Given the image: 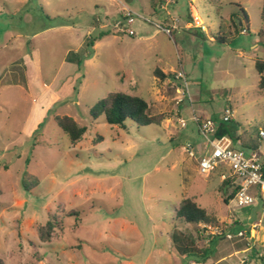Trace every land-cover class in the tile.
Masks as SVG:
<instances>
[{
  "label": "rangeland",
  "instance_id": "obj_1",
  "mask_svg": "<svg viewBox=\"0 0 264 264\" xmlns=\"http://www.w3.org/2000/svg\"><path fill=\"white\" fill-rule=\"evenodd\" d=\"M263 1L177 0L155 12L157 0H0L2 264H264V205L226 203L233 187L218 171L202 175L185 151L205 143L194 117L220 122L228 107L234 147L263 143ZM174 20L172 36L157 27ZM181 70L191 97L177 106ZM117 91L145 99L162 123L94 120L91 109ZM57 116L88 128L77 144ZM186 198L207 209V230L177 218ZM54 218L61 228L43 243L40 228ZM174 233L191 237L194 252L180 253Z\"/></svg>",
  "mask_w": 264,
  "mask_h": 264
},
{
  "label": "built area",
  "instance_id": "obj_2",
  "mask_svg": "<svg viewBox=\"0 0 264 264\" xmlns=\"http://www.w3.org/2000/svg\"><path fill=\"white\" fill-rule=\"evenodd\" d=\"M167 3H172L175 0H165ZM123 16L128 25L134 23V13L128 9H125ZM142 18L141 16L137 15ZM115 27L119 32L128 34L129 36H135V32L132 29L125 28L123 22L116 23ZM159 30L165 34L172 36L173 30L177 29V21L174 20L172 27L166 25H157ZM202 30H206L205 26H202ZM244 30L242 33H245ZM175 79L181 82V86H176V105L180 106L188 98L190 99V87L185 73L181 70L176 73ZM233 118V110L228 107L225 110V115L219 123H228ZM197 123L199 133L204 139V145H196L194 143H188L185 146V151L189 157L195 159L199 165V170L202 175H210L216 169L225 168L229 170V175L222 174V180L227 178H233V185L238 187V190L233 200L240 207H246L260 202L264 205V131H261L259 136L263 143H260L258 150L252 151L248 154L243 149H237L234 147L233 141L230 137L224 136L216 138V132L218 128V122L211 119H204L194 117ZM182 127H185V123H181ZM257 188L258 192L255 194L253 190ZM204 230L208 229L207 224H202ZM258 227L257 225L254 226ZM213 235H223L228 240L236 238H243L245 234L243 231L232 233L231 231L216 230ZM245 260H241L240 264H243ZM198 264V263H191Z\"/></svg>",
  "mask_w": 264,
  "mask_h": 264
},
{
  "label": "trees",
  "instance_id": "obj_3",
  "mask_svg": "<svg viewBox=\"0 0 264 264\" xmlns=\"http://www.w3.org/2000/svg\"><path fill=\"white\" fill-rule=\"evenodd\" d=\"M164 3V0H157V2H154L152 5V8L155 12L158 11V7L160 8L161 5ZM241 12L244 16V18H247L244 10L241 9ZM261 18L264 25V1H263V7L261 11ZM259 34L261 36L264 35V27L260 30ZM215 40L220 43H225V38L221 37L220 35H217L215 37ZM89 46H93L92 42L88 43ZM67 60L69 62H76L77 64H81V59L78 57V54L70 53L68 55ZM255 67L257 71L259 72L261 79H260V88H264V60L257 59L255 63ZM156 77H160L164 79L166 75L162 73L159 69H157L154 72ZM25 84V82H24ZM91 116L94 120H97L99 117L104 116L107 123L110 125H117L120 127H124L125 122L128 120H131L135 123H137L139 126L147 127L151 125H160L162 123V119L160 116L152 115L150 112V106L149 103L143 99L142 97H139L137 95H131L124 92H111L107 97L100 100L90 111ZM57 125L60 127L62 131H64L66 134L69 135L71 142L73 144H77L82 137L84 136L85 132L87 131V127L80 126L73 118L68 116H57L55 118ZM217 122V121H216ZM224 136H228L232 139L233 143L237 142L239 138H235L229 128L227 127L226 123H219L218 122V128L215 137L221 138ZM260 145V144H259ZM259 145L254 144L252 145H245L242 144L241 148L246 150H253L256 151L259 148ZM215 171H218L219 175L222 176V174H227V169L221 168L216 169ZM234 179L233 178H227L223 180L222 188L232 186L233 191L231 195H229L225 202L229 203L230 200H232L238 190V187L233 185ZM177 218L183 220L185 223L188 224H211L212 217L208 214L207 209L202 208L198 203L195 201L194 198H186L183 199L180 203L179 208L176 209ZM70 215H77L76 212H72ZM236 224L239 225L237 222ZM61 224L57 221L56 218L52 220H48L47 223L40 228V240L43 243L50 242L52 238V233L56 229H60ZM250 233V231L247 232V234ZM173 243L177 246L180 253L183 254H190L193 253V248H190V243H192L194 240L189 236L179 235L177 233H174L172 235ZM182 242V243H181ZM207 250L203 251V258L204 261L207 259ZM0 264H2V261L0 260Z\"/></svg>",
  "mask_w": 264,
  "mask_h": 264
},
{
  "label": "crops",
  "instance_id": "obj_4",
  "mask_svg": "<svg viewBox=\"0 0 264 264\" xmlns=\"http://www.w3.org/2000/svg\"><path fill=\"white\" fill-rule=\"evenodd\" d=\"M164 1H165V0H164ZM175 3H177V0H175L174 2L169 3V4H175ZM165 4H168V3L165 1V3H164L160 8H164V7H165V6H164ZM240 9H242V8L240 7ZM242 10H243V9H242ZM172 21H173V20H172ZM172 21H171V22H172ZM164 22H165L166 24H169V25L171 24L170 21L167 20L166 17L164 18ZM192 27H193V26H192Z\"/></svg>",
  "mask_w": 264,
  "mask_h": 264
}]
</instances>
